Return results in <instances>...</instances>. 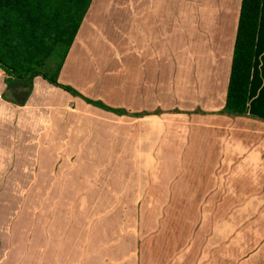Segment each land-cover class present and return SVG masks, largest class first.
Returning <instances> with one entry per match:
<instances>
[{"label": "crops", "instance_id": "obj_1", "mask_svg": "<svg viewBox=\"0 0 264 264\" xmlns=\"http://www.w3.org/2000/svg\"><path fill=\"white\" fill-rule=\"evenodd\" d=\"M240 2L132 0L131 19V12L126 11L103 15L91 0L60 66L59 83L88 99L140 113L121 116H165L171 118L169 123L187 118L180 125L188 132L187 139L176 135L179 125L155 129L162 133L171 129L172 146L187 150L162 161L167 165L161 167L164 172L157 179L165 180L166 187L151 195L198 197L195 207L168 203L170 211H221L222 196L233 194L223 188V181L230 180L251 181L245 187L252 190L258 186L255 181H262L261 203L253 197V207L247 203L241 209L264 212V0L246 115L217 112L225 103ZM110 66L118 70L117 103L112 102L111 87L105 85ZM31 83L26 102L12 104L2 97L5 84L0 68V139H8L11 131H24L29 120L42 115L40 110L48 105L69 126L87 106L109 112L39 75ZM223 135L237 139L225 141ZM141 204L112 206L114 212L135 213L132 218H95L94 204L39 205L36 264H264V234L259 251L250 253L247 246L245 258L238 259L233 252L225 258L220 220H198L192 226L197 228L191 229L188 218H147L142 213L147 207Z\"/></svg>", "mask_w": 264, "mask_h": 264}, {"label": "rangeland", "instance_id": "obj_2", "mask_svg": "<svg viewBox=\"0 0 264 264\" xmlns=\"http://www.w3.org/2000/svg\"><path fill=\"white\" fill-rule=\"evenodd\" d=\"M95 2L103 15L126 11L133 18L132 0ZM52 60H47L44 73L54 69L57 63ZM104 77H109L105 85L111 87L112 102L117 103V68L110 66V73ZM40 112L43 114L30 119L24 131H11L8 139H0V264H36L39 205L54 203L94 204L95 218H132L135 213L114 212L112 206L142 203L147 207L142 212L147 218H188L191 227L198 220H220L225 258L232 252L238 259L245 258L247 246L251 253L263 245L260 239L264 234V212L241 209L247 203L253 207V197L258 200L255 203H261L262 181H255L258 186L253 190L245 187L251 181H223L225 193L233 194L222 196V210L216 212H199L197 208L170 211L168 203H190L195 207L198 197L179 196L173 202V197L151 195L166 187L165 180L157 179L163 171L161 167L167 165L163 164L166 159L181 156L187 150L172 146L171 129L163 133L155 129H164L166 124L179 125L176 135L187 139L188 132L180 126L188 122L186 117L169 123L171 118L165 116L134 119L87 106L78 113L77 120L72 118L69 126L51 105L42 107ZM126 115L131 113L127 111ZM223 136L225 141L237 139L236 135Z\"/></svg>", "mask_w": 264, "mask_h": 264}, {"label": "trees", "instance_id": "obj_3", "mask_svg": "<svg viewBox=\"0 0 264 264\" xmlns=\"http://www.w3.org/2000/svg\"><path fill=\"white\" fill-rule=\"evenodd\" d=\"M91 0H0V68L4 72L2 97L23 105L39 75L86 102L116 114L124 109L91 100L57 75ZM261 0H241L233 45L225 103L217 111L231 117L245 116L247 90L252 67ZM57 64L43 72L47 60ZM139 116L140 113H132Z\"/></svg>", "mask_w": 264, "mask_h": 264}]
</instances>
